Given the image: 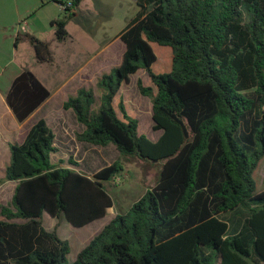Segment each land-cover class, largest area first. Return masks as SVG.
I'll list each match as a JSON object with an SVG mask.
<instances>
[{"label": "trees", "instance_id": "1", "mask_svg": "<svg viewBox=\"0 0 264 264\" xmlns=\"http://www.w3.org/2000/svg\"><path fill=\"white\" fill-rule=\"evenodd\" d=\"M56 41L68 38L67 23L82 0H54ZM137 12L118 38L120 64L96 81L101 92L79 89L62 103L84 129L76 140L139 161L157 163L155 184L115 215L72 264H264V0H133ZM38 64H50L47 42L30 37ZM151 44L171 50V69L152 70ZM144 70L151 86L136 80L151 105L152 142L118 103L120 89ZM48 89L27 69L11 81L5 103L18 123L48 98ZM10 162L0 184H15L0 204V264H67V240L47 231L42 216L63 217L73 228L103 219L113 201L104 184L119 177L118 162L92 175L53 161V130L42 118L22 143L9 145ZM62 163V161H60ZM245 210V214H240ZM243 219L229 230L221 215ZM239 213V214H238Z\"/></svg>", "mask_w": 264, "mask_h": 264}, {"label": "rangeland", "instance_id": "2", "mask_svg": "<svg viewBox=\"0 0 264 264\" xmlns=\"http://www.w3.org/2000/svg\"><path fill=\"white\" fill-rule=\"evenodd\" d=\"M136 12L133 0H82L75 17L66 25L68 38L58 42L51 23L63 15L60 4L54 0H0V114L9 116L11 127L19 126L6 106L5 94L11 80L23 69L32 72L48 89L50 97L29 117L25 127H30L40 118L45 119L57 137L56 145L63 146L53 157V161L62 166H67L69 157L74 161L73 154L76 155V159L82 160L85 168H89L88 172L118 162L122 167L120 180L112 179L104 186L114 208L116 210L119 208L121 214L155 184L160 166L154 162L125 157L116 151L112 143L99 147L79 142L75 137L78 133L76 126L79 124L72 110L62 109V103L67 97L75 96L79 89H84L93 94L94 107L99 105L101 92L96 87V81L102 74H108L112 68L120 64L124 45L118 34ZM30 37L48 43L53 55L50 64L36 62ZM151 47L156 56L152 70L158 74L169 72L171 50L156 44H151ZM137 78L142 80L143 85L151 86L146 72L141 70L137 75L130 77L129 85L120 89L113 103L121 118L118 103L122 101L128 117L138 121L139 133L148 138L147 135H156L159 131L152 130L150 101L138 92ZM63 137L70 141L64 143L60 139ZM258 166L256 175L259 189L262 190L260 186L264 179V159ZM12 194L11 190L3 191L0 202L9 204ZM243 213L245 214V210L240 212ZM221 218L229 224L230 231H236L243 219L240 215L232 213L223 214ZM54 222L58 221L46 214L42 225L47 229ZM58 228L59 235L64 240H71L72 236L75 240L76 236L83 234L82 229L73 228L66 220H61ZM74 245L76 244L72 241L71 253L66 256L67 264L73 262L76 250Z\"/></svg>", "mask_w": 264, "mask_h": 264}, {"label": "crops", "instance_id": "3", "mask_svg": "<svg viewBox=\"0 0 264 264\" xmlns=\"http://www.w3.org/2000/svg\"><path fill=\"white\" fill-rule=\"evenodd\" d=\"M12 81V80H11ZM11 83V82H10ZM10 85V84H9ZM9 88V87H8ZM8 90V89H7ZM47 101V100H46ZM45 101V102H46ZM45 102L38 108L40 109L44 104ZM37 109V110H38ZM36 110V111H37ZM10 111V110H9ZM35 111V112H36ZM34 112V113H35ZM11 113V112H10ZM12 114V113H11ZM13 116V115H12ZM29 119V117L22 123H19V126L16 128H13L10 126L9 124V116L7 114H0V164H1V168H0V180L3 178L4 176V169L5 167L9 164L10 162V150H9V145L11 143H22V141L24 140V137L25 135L27 134L29 128L31 127H25V122H27V120ZM43 119V118H42ZM45 120V119H44ZM34 123V122H33ZM32 123V124H33ZM31 124V125H32ZM77 127V131L78 132H82L83 131V127L79 124V126H76ZM55 135V134H54ZM161 136V133L159 132L158 134L156 133V135H150L148 137L149 140H151L152 142H155L158 140V138ZM56 135H55V147L57 149H61L63 148L56 145ZM64 141V143L66 142H69L70 140L67 138V137H63V138H60ZM61 140V141H62ZM13 141V142H11ZM67 152H70L69 150H67ZM72 157L74 158V161L76 163L79 164L80 168L79 170L81 172H84L85 174L87 175H92L94 174L96 171L94 172H88L89 168H85L84 167V164L82 163V160L81 159H76V155L73 154ZM116 180H120L119 177L116 178ZM14 187H15V184L13 182H9V181H6V182H3L0 184V196H1V193L3 191H6V192H9L11 190V194L13 193V190H14ZM2 205H8L7 202H0ZM128 210V208H127ZM110 212V215L108 216V213ZM117 214H121L120 212V209L117 208V210L114 208V206H112V208L108 209L107 210V214L106 216L101 219V220H97L87 226H84L82 228H79L80 230L82 229L83 231V234H80V236H76L75 240H74V237L72 236L71 240L69 239H65L68 241L69 243V246H70V253H71V244H72V241L74 244V248L76 249L75 250V253H74V259L73 261L75 260V258L77 257V255L79 254V252L86 246L88 245V243L90 242V240L101 230V228L107 224L115 215ZM44 215H46L45 213L43 214L42 216V220L43 221V218H44ZM51 218V217H50ZM51 219H54V218H51ZM0 220H2V217H0ZM55 220V219H54ZM58 222L57 223H53L51 226H49V228H47L46 230L47 231H53L55 230L56 234L58 235L59 238L60 235H59V222L61 220H65L62 216L59 217L58 219H56ZM64 240V238H61Z\"/></svg>", "mask_w": 264, "mask_h": 264}]
</instances>
